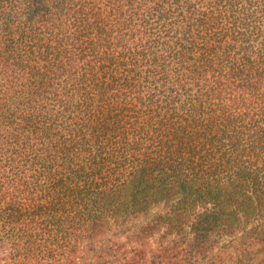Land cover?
Listing matches in <instances>:
<instances>
[{"label": "trees", "instance_id": "16d2710c", "mask_svg": "<svg viewBox=\"0 0 264 264\" xmlns=\"http://www.w3.org/2000/svg\"><path fill=\"white\" fill-rule=\"evenodd\" d=\"M222 252L264 264V0H0V264Z\"/></svg>", "mask_w": 264, "mask_h": 264}, {"label": "rangeland", "instance_id": "374dc122", "mask_svg": "<svg viewBox=\"0 0 264 264\" xmlns=\"http://www.w3.org/2000/svg\"><path fill=\"white\" fill-rule=\"evenodd\" d=\"M144 219L145 218L143 217L142 219L141 218L140 219H137V220L133 221L132 223L133 224L141 223V221H143ZM226 252H228V251H226ZM222 256L223 257H221V258H225V260L228 259V261H226L227 264H235V260L232 258V256L225 255L224 252H222ZM199 264H205V262H199ZM206 264H211V263L209 262V263H206ZM219 264H221V263H219ZM252 264H254V263H252ZM257 264H261V263H257Z\"/></svg>", "mask_w": 264, "mask_h": 264}]
</instances>
